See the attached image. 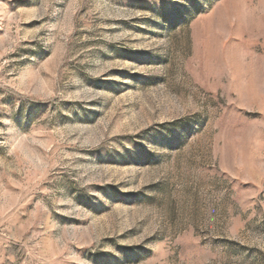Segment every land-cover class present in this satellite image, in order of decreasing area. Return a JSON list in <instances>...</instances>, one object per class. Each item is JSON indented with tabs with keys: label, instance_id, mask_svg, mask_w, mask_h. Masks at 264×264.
<instances>
[{
	"label": "rangeland",
	"instance_id": "1",
	"mask_svg": "<svg viewBox=\"0 0 264 264\" xmlns=\"http://www.w3.org/2000/svg\"><path fill=\"white\" fill-rule=\"evenodd\" d=\"M0 264H264V0H0Z\"/></svg>",
	"mask_w": 264,
	"mask_h": 264
}]
</instances>
